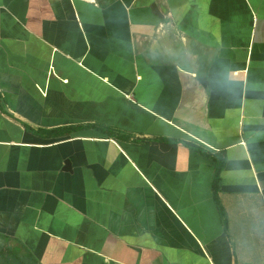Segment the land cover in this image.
Here are the masks:
<instances>
[{"label": "crops", "instance_id": "crops-1", "mask_svg": "<svg viewBox=\"0 0 264 264\" xmlns=\"http://www.w3.org/2000/svg\"><path fill=\"white\" fill-rule=\"evenodd\" d=\"M0 264H264V0H0Z\"/></svg>", "mask_w": 264, "mask_h": 264}, {"label": "trees", "instance_id": "trees-1", "mask_svg": "<svg viewBox=\"0 0 264 264\" xmlns=\"http://www.w3.org/2000/svg\"><path fill=\"white\" fill-rule=\"evenodd\" d=\"M71 131H72V129H66V130H62L61 132L56 131V132H51V133L54 134L55 136H59L60 134L69 133ZM214 160L216 162V164H215L216 165V169H215L216 172H215V176H214L213 187H214L215 197H216V199H218V192H219V186H220V174H221L222 169H223V161L221 160V158L214 159ZM8 261H9V259H8Z\"/></svg>", "mask_w": 264, "mask_h": 264}, {"label": "water", "instance_id": "water-1", "mask_svg": "<svg viewBox=\"0 0 264 264\" xmlns=\"http://www.w3.org/2000/svg\"><path fill=\"white\" fill-rule=\"evenodd\" d=\"M153 9L156 10L155 6H153ZM65 165H66V167L64 168L65 171H71L70 161H66Z\"/></svg>", "mask_w": 264, "mask_h": 264}]
</instances>
